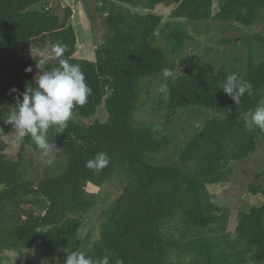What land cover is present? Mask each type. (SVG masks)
<instances>
[{
  "label": "trees",
  "instance_id": "16d2710c",
  "mask_svg": "<svg viewBox=\"0 0 264 264\" xmlns=\"http://www.w3.org/2000/svg\"><path fill=\"white\" fill-rule=\"evenodd\" d=\"M99 1L104 40L93 58H85L74 56L70 7L61 16L48 0H0V251H16L17 264H60L27 253L37 244L49 252L62 249L63 262L68 250L94 260L111 252V264L116 257L124 264H264V186L248 185L263 200L234 217L210 190L228 182L231 162L249 157L264 140V131L245 127L250 112L264 107V0H220L217 10L214 0ZM174 3L172 18L246 27L263 22L243 37V69L239 58L220 61L216 70L189 64L183 51L193 36L175 20L162 26L163 16L155 12L159 4ZM137 6L147 11H134ZM235 40L223 38L232 46ZM58 41L67 45L70 63L81 66L92 94L74 108L64 132L49 130L58 159L35 177L29 151L40 149L26 136L9 157L4 136L16 132L4 118L39 78L36 62L43 56H28V50L50 51ZM55 66V59L48 60V70ZM165 69L172 72L167 79ZM232 73L254 91L238 105L219 89ZM152 84L155 109L165 115L160 129L137 117L141 107L153 106ZM102 105L107 119L86 121ZM100 152L109 157L108 166L98 173L86 168ZM113 176L123 186L103 209L98 236L81 233L99 196L87 192V184L101 186Z\"/></svg>",
  "mask_w": 264,
  "mask_h": 264
},
{
  "label": "rangeland",
  "instance_id": "374dc122",
  "mask_svg": "<svg viewBox=\"0 0 264 264\" xmlns=\"http://www.w3.org/2000/svg\"><path fill=\"white\" fill-rule=\"evenodd\" d=\"M47 6L53 7L54 10L64 15V7L68 6L72 9V23L76 29L77 45L74 53L75 57L93 58L95 48L104 40L105 28L102 23V17L97 9L99 0H48ZM220 0H214V9L217 10ZM155 12L163 16L161 25L165 22L178 21L187 29L189 34L193 36V40L186 42L183 55L187 56L188 63L197 64L201 68L203 65H210L214 70L219 67L220 61H230V59L239 58L237 67L243 69L247 48L243 37L249 33L261 30L263 22L258 21L251 26H241L238 24H231L222 22L220 20H210L206 22H193L186 19L172 18L170 16L171 9L174 4L165 5L159 4ZM134 11L145 13L147 10L141 6L132 7ZM178 19V20H177ZM160 25V27H161ZM235 38L236 44L232 46L228 42H224V37ZM28 56L41 55L47 60L52 61L54 58L51 52L47 54L45 50L32 46L28 52ZM180 58V57H179ZM176 57V62H179ZM180 66V65H179ZM154 81V80H153ZM157 87L152 84L149 88L152 94L151 100L153 106L141 107L138 110L137 117L140 121L158 122L157 127L162 128V123L165 121L163 112L155 109L156 106V93ZM155 93V94H154ZM144 96H147L143 93ZM147 98V97H145ZM180 115V111L177 116ZM94 118L102 121L107 119V112L104 106H99L97 113L86 121L90 122ZM7 142L6 154L13 157L19 151L21 146V138L16 133H9L4 136ZM56 147V145H54ZM29 155L34 159L33 175L35 177L41 175L43 165L48 159L57 161V150L54 149L50 157H44L42 150L29 151ZM231 167L233 173L228 182L219 183L210 187L213 199L219 203L228 206L232 217H234L238 210L244 207H249L251 204H258L263 199L260 195H253L249 189V184L264 186V140L260 142L256 150L240 161H232ZM123 184L118 176H113L110 180L106 181L103 185L98 186L88 183L86 191L89 193H98L96 206L87 213V221L81 227V233L91 232L95 237L98 236V227L102 218V211L109 205L114 197L121 191ZM233 233V232H232ZM233 235V234H232ZM62 249L48 251L42 244H37L34 248L27 250V253L42 255L43 258H50L56 263L64 264L61 259ZM65 250V253H68ZM18 253L10 249L0 251V264H17ZM62 262V263H61Z\"/></svg>",
  "mask_w": 264,
  "mask_h": 264
},
{
  "label": "clouds",
  "instance_id": "9594fccd",
  "mask_svg": "<svg viewBox=\"0 0 264 264\" xmlns=\"http://www.w3.org/2000/svg\"><path fill=\"white\" fill-rule=\"evenodd\" d=\"M48 51L46 49L45 53ZM66 51L67 45L62 42L58 41L51 46L50 52L57 66L50 70L47 69L48 60L45 57L37 60L36 67L40 75L36 80V86L27 87L22 93V99H17L14 107L4 118V122L11 125L20 138L29 136L42 150L44 157H50L53 150L57 149L49 141V130L54 128L57 134L64 132L69 121L75 118L74 108L83 107L92 94L81 66L70 63L64 56ZM26 71L31 72L32 68L29 67ZM163 74L167 79L172 72L165 69ZM219 89L237 105L246 93L248 96L254 94L252 84L235 73L227 75ZM165 90L166 87L161 88V91ZM12 91L15 92L16 89ZM249 115L250 118L245 120V127L250 130L255 127L264 131V107H257ZM51 162V159L47 160V163ZM109 162L107 154L100 152L93 159L86 161L85 167L98 173L106 168ZM112 255L106 251L103 257L94 260L83 252L70 251L66 253L64 264H111ZM115 264H124V261L116 257Z\"/></svg>",
  "mask_w": 264,
  "mask_h": 264
}]
</instances>
